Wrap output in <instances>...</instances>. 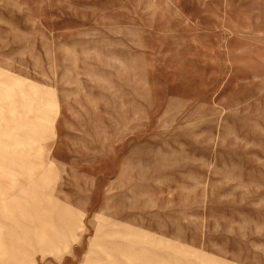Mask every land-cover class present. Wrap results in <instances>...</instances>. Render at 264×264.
<instances>
[{"label": "rangeland", "instance_id": "374dc122", "mask_svg": "<svg viewBox=\"0 0 264 264\" xmlns=\"http://www.w3.org/2000/svg\"><path fill=\"white\" fill-rule=\"evenodd\" d=\"M0 264H264V0H0Z\"/></svg>", "mask_w": 264, "mask_h": 264}]
</instances>
